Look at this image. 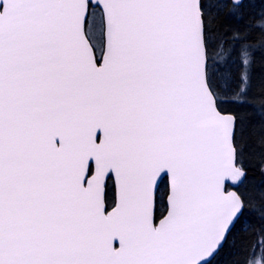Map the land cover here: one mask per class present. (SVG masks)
<instances>
[{
    "label": "snow or ice",
    "instance_id": "6c2138e0",
    "mask_svg": "<svg viewBox=\"0 0 264 264\" xmlns=\"http://www.w3.org/2000/svg\"><path fill=\"white\" fill-rule=\"evenodd\" d=\"M257 50L264 0H0V264H264Z\"/></svg>",
    "mask_w": 264,
    "mask_h": 264
},
{
    "label": "trees",
    "instance_id": "16d2710c",
    "mask_svg": "<svg viewBox=\"0 0 264 264\" xmlns=\"http://www.w3.org/2000/svg\"><path fill=\"white\" fill-rule=\"evenodd\" d=\"M221 16L223 18V22L225 24H240L243 25L247 17H245L242 20L237 21L233 16H229L227 14V8H224L221 12ZM256 57V65L253 67V86L248 90V97H258L259 96V85L262 81H264V52H261L257 50L254 53ZM247 111H253V108L251 105H245L244 106ZM253 120L258 119V117L253 116ZM259 150H255L253 152H250L248 159L246 161L247 164V176L244 181L243 188H245V191H248L250 193H254L258 191L261 188H264V174L261 175L260 170L262 168V165L260 163L259 159ZM259 180H262V182H258ZM163 191H165V185L162 183L159 187V191L157 193V201H156V215H159L163 211V204L164 199L161 196L163 194ZM241 191V190H240ZM111 202V199L110 201ZM236 231H239L237 229ZM255 239V237H249L248 243L251 242V240ZM237 254L243 256L244 253L241 250V241L238 239L235 246H230L229 243H226L224 245V248L221 250L220 254L217 256L215 260V264H229V262L232 260L234 256Z\"/></svg>",
    "mask_w": 264,
    "mask_h": 264
},
{
    "label": "rangeland",
    "instance_id": "374dc122",
    "mask_svg": "<svg viewBox=\"0 0 264 264\" xmlns=\"http://www.w3.org/2000/svg\"><path fill=\"white\" fill-rule=\"evenodd\" d=\"M260 173H261V175H263L264 174V171L260 170ZM258 182H262V180H259L258 179ZM243 185H244V183L241 184V186L238 189L241 190V191H245V188H243Z\"/></svg>",
    "mask_w": 264,
    "mask_h": 264
},
{
    "label": "water",
    "instance_id": "95a60500",
    "mask_svg": "<svg viewBox=\"0 0 264 264\" xmlns=\"http://www.w3.org/2000/svg\"><path fill=\"white\" fill-rule=\"evenodd\" d=\"M245 178H246V177H245ZM245 178H243V181H244ZM229 186L231 187L229 190H236L235 187H232V186H231V182H229ZM116 243H117V246H118V242H116Z\"/></svg>",
    "mask_w": 264,
    "mask_h": 264
},
{
    "label": "flooded vegetation",
    "instance_id": "af4514ba",
    "mask_svg": "<svg viewBox=\"0 0 264 264\" xmlns=\"http://www.w3.org/2000/svg\"><path fill=\"white\" fill-rule=\"evenodd\" d=\"M164 193H165V191H163V194L161 195L162 197H163V199H164ZM163 206H164V208H165V201H164V204H163ZM164 208H163V211L161 212V213H163L164 212ZM160 215V214H159ZM159 215H157V216H159Z\"/></svg>",
    "mask_w": 264,
    "mask_h": 264
}]
</instances>
